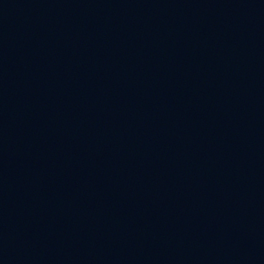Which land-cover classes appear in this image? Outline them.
I'll use <instances>...</instances> for the list:
<instances>
[{"label":"water","instance_id":"95a60500","mask_svg":"<svg viewBox=\"0 0 264 264\" xmlns=\"http://www.w3.org/2000/svg\"><path fill=\"white\" fill-rule=\"evenodd\" d=\"M0 264H264V0H0Z\"/></svg>","mask_w":264,"mask_h":264}]
</instances>
